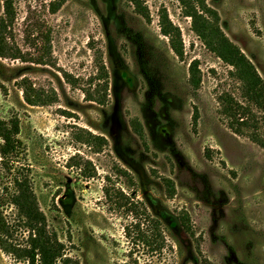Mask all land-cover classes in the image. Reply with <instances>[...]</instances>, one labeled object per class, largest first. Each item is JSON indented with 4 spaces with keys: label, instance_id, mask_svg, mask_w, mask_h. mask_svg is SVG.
I'll use <instances>...</instances> for the list:
<instances>
[{
    "label": "rangeland",
    "instance_id": "1",
    "mask_svg": "<svg viewBox=\"0 0 264 264\" xmlns=\"http://www.w3.org/2000/svg\"><path fill=\"white\" fill-rule=\"evenodd\" d=\"M54 1L12 0L15 57L0 58V120L18 118L22 143L11 165L0 156L9 241L26 245L11 200L16 180L27 178L49 230L79 264H264V149L229 128L219 98L229 94L245 105L241 83L194 33L179 0H144L150 20L128 0H66L52 14ZM207 4L264 79V0ZM162 10L181 31L183 58L161 32ZM48 48L49 65L37 64ZM100 54L109 72L103 106L86 98L100 84ZM194 61L198 89L190 84ZM23 80L57 101L30 106ZM84 130L108 146L99 151ZM153 220L163 234L154 253L143 241L154 233ZM0 264L26 263L0 248Z\"/></svg>",
    "mask_w": 264,
    "mask_h": 264
},
{
    "label": "trees",
    "instance_id": "2",
    "mask_svg": "<svg viewBox=\"0 0 264 264\" xmlns=\"http://www.w3.org/2000/svg\"><path fill=\"white\" fill-rule=\"evenodd\" d=\"M128 1L135 7V11L140 16L150 20L144 0ZM208 1L179 0L184 14L192 20L194 33L211 53L233 68L232 77L241 83L245 105L239 103L229 94H223L219 98L222 114L227 118L229 128L236 135H248L252 142L264 149V79L241 49L224 34L220 27V16L207 4ZM65 3L66 0L52 2L50 4L52 14H56ZM4 8V16L0 17V58L8 59L15 57L13 49L8 44V30L15 20L12 0H4ZM160 28L162 34L170 39L174 53L179 58H183L184 45L181 31L173 25L166 10H162L160 13ZM46 40L49 45V36L46 37ZM44 54L40 60H37V64L49 65V61L45 60V57L50 55V48L46 49ZM96 63L98 69L96 80L100 84L95 94L93 91L86 92V98L90 102L103 106L109 98V72L102 54L97 56ZM66 80L70 81L67 75ZM190 84L194 89H198L201 85L199 61H194L191 65ZM21 87L24 91L25 101L30 106L43 107L57 101L56 93L54 96H46L43 91L35 90L27 80H23ZM254 109L258 110V115L254 113ZM194 122L197 123V114L194 116ZM131 126L134 133L141 140H145V131L141 122L133 120ZM19 134L20 122L18 118L10 121L0 120V138L2 140L0 156L6 166L15 162L20 154L22 143L18 138ZM83 134L87 137L88 143H98L99 151L108 146V141L103 136H95L85 130ZM119 174L127 178L130 177L126 170L120 169ZM169 186L172 187V182ZM106 193L109 194V191ZM11 203L16 207L19 223L28 232V237L25 246H16L11 243L9 238L12 228L0 210V248L5 253L14 256L19 261H24L26 264H79L78 261L66 256L65 245L59 240L55 232L49 230L47 218L41 211L27 178L16 180V192L12 196ZM132 211L130 212L132 213ZM152 227L153 235L150 238L146 237L143 241L152 247L154 253L163 248V234L157 220L152 221Z\"/></svg>",
    "mask_w": 264,
    "mask_h": 264
}]
</instances>
